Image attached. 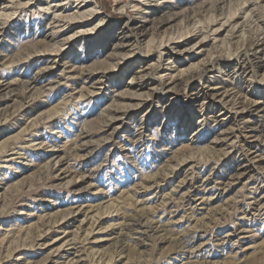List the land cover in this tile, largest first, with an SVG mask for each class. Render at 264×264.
<instances>
[{
    "label": "rangeland",
    "instance_id": "1",
    "mask_svg": "<svg viewBox=\"0 0 264 264\" xmlns=\"http://www.w3.org/2000/svg\"><path fill=\"white\" fill-rule=\"evenodd\" d=\"M0 264H264V0H0Z\"/></svg>",
    "mask_w": 264,
    "mask_h": 264
},
{
    "label": "bare ground",
    "instance_id": "2",
    "mask_svg": "<svg viewBox=\"0 0 264 264\" xmlns=\"http://www.w3.org/2000/svg\"><path fill=\"white\" fill-rule=\"evenodd\" d=\"M83 1L85 2L86 0H83ZM95 11H96L95 8H93V11H91V14H93ZM211 63H213V62L210 61V62L206 63V64L204 65V68L202 69V71L204 72V71H207V70H209L210 68H212L213 65H212ZM213 64H214V63H213ZM203 72H201V74H202ZM251 78H252V77H251Z\"/></svg>",
    "mask_w": 264,
    "mask_h": 264
}]
</instances>
